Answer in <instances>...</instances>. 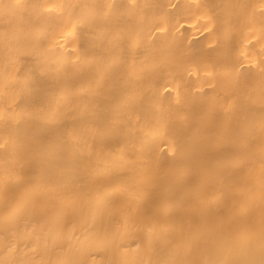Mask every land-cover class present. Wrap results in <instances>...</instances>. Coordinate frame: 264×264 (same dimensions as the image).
Returning a JSON list of instances; mask_svg holds the SVG:
<instances>
[{"label":"bare ground","instance_id":"1","mask_svg":"<svg viewBox=\"0 0 264 264\" xmlns=\"http://www.w3.org/2000/svg\"><path fill=\"white\" fill-rule=\"evenodd\" d=\"M0 264H264V0H0Z\"/></svg>","mask_w":264,"mask_h":264}]
</instances>
